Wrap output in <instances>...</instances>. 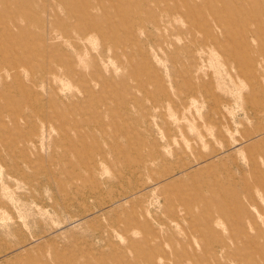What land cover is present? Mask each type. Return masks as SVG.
I'll return each mask as SVG.
<instances>
[{"label": "rangeland", "instance_id": "rangeland-1", "mask_svg": "<svg viewBox=\"0 0 264 264\" xmlns=\"http://www.w3.org/2000/svg\"><path fill=\"white\" fill-rule=\"evenodd\" d=\"M0 264H264V0H0Z\"/></svg>", "mask_w": 264, "mask_h": 264}, {"label": "bare ground", "instance_id": "bare-ground-1", "mask_svg": "<svg viewBox=\"0 0 264 264\" xmlns=\"http://www.w3.org/2000/svg\"><path fill=\"white\" fill-rule=\"evenodd\" d=\"M92 45V44H91Z\"/></svg>", "mask_w": 264, "mask_h": 264}]
</instances>
